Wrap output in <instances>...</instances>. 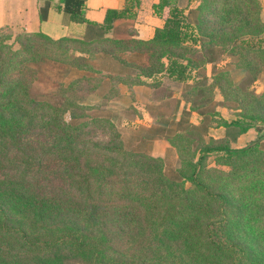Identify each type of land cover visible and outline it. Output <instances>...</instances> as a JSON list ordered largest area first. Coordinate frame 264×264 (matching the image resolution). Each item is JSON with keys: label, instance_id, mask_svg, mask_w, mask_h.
<instances>
[{"label": "trees", "instance_id": "trees-1", "mask_svg": "<svg viewBox=\"0 0 264 264\" xmlns=\"http://www.w3.org/2000/svg\"><path fill=\"white\" fill-rule=\"evenodd\" d=\"M53 1L43 0L41 22L51 9L63 11L94 26L96 36L53 39L0 28V264H264L263 144L232 146L264 125V93L250 86L264 76L258 0H160L156 7L168 15L149 41L135 27L138 0L109 10L101 24L86 18L84 1ZM70 43L83 47L80 55L61 58ZM132 55L145 59L129 62ZM224 56L244 60L241 82L223 71L214 84L202 79L203 66ZM60 60L62 76L52 66ZM97 60L114 71L94 67ZM75 70L86 73L60 84ZM133 76L191 84L187 91L199 90V98L190 110L201 117L218 116L204 97L225 78L222 104L238 117L217 128L235 136L175 135L182 166L172 176L162 156L127 149L116 130L103 146L77 140L89 123L64 120L66 106L72 120L81 116L86 103L75 95L106 78L115 86L145 83L125 81ZM168 124L159 121L144 137L160 139ZM212 158L229 170L211 166Z\"/></svg>", "mask_w": 264, "mask_h": 264}, {"label": "rangeland", "instance_id": "rangeland-1", "mask_svg": "<svg viewBox=\"0 0 264 264\" xmlns=\"http://www.w3.org/2000/svg\"><path fill=\"white\" fill-rule=\"evenodd\" d=\"M258 2L262 8L261 18L264 21V0H258ZM13 31L15 33L19 32ZM71 38L75 39L74 37ZM79 48L83 47L80 44L70 43L68 46L62 48V53L64 54L61 58L79 56ZM140 57V55H132L128 59L129 62L143 61L145 59V57H142L143 59ZM196 58H199L198 60L201 61L200 56ZM243 64L244 60L239 57L224 56L222 60H217L216 63L205 64L203 69L200 70L201 78L206 77L209 84H214L216 83V75L219 74V71H223V73H227L231 80L240 83L245 75L240 68ZM93 65L99 70L102 68L101 71L104 73H112L114 71V67L110 65L108 60L102 62L97 60L93 62ZM52 66L60 72V76L63 75L61 72H63L65 66L64 61L53 62ZM85 73L84 71L75 70L70 78L62 77L60 84H69V82L79 79ZM128 73L129 70H127V73L125 71L124 74ZM90 76L97 77V75ZM261 77L258 82H252V85H250L252 90L256 91L257 94L264 93V76ZM248 78L246 86L251 82V76ZM132 79H135L137 82L144 81L145 83L143 85L129 86L128 83L118 82L115 86L114 82L106 78L101 87H98V84L94 83L92 85L93 90L89 93L75 95V98L86 103L84 109L81 106L77 111L75 110L81 116L79 120H72L71 112L74 110L70 106H66L64 120L75 124L80 123L81 126L89 123L88 128L84 127L86 128L84 129V133L88 135L79 136L77 140L78 138L80 141L90 139L94 144L103 146L114 139L115 134L112 131L116 130L121 135L127 149H134L153 156H162L164 158V169L172 176L182 166V154L179 151V144H175V135H185L187 132H195L218 140L228 135L230 138L235 136L233 130L229 131L225 128H217L221 119L231 121L238 117L236 111H232L222 104L224 102V94L220 85H225V78H223L224 81L220 82V85L215 87L213 95H205L204 97L211 100L208 107L212 111L218 112V116L208 117H201L198 113L190 110L189 101L199 98V90L196 91L195 95L187 91V88L191 84L188 86L167 79H163L162 83H160L155 78H141V80H138L137 76H133V78L126 79L125 81L132 82ZM59 96L66 98L69 95H66V97L64 95ZM159 121L169 122L166 135L154 141L147 140L144 137L147 129L159 127ZM259 127V130L252 129L247 134L241 136L232 146L242 149L259 143L263 144L262 148L264 149V125ZM210 164L213 167L229 170L227 167L217 166L214 158L211 159Z\"/></svg>", "mask_w": 264, "mask_h": 264}, {"label": "crops", "instance_id": "crops-1", "mask_svg": "<svg viewBox=\"0 0 264 264\" xmlns=\"http://www.w3.org/2000/svg\"><path fill=\"white\" fill-rule=\"evenodd\" d=\"M60 0H54L58 3ZM85 3L86 18L101 24L109 10H123L127 0H81ZM140 6L135 8L137 19L135 27L138 38L149 41L154 37L157 28H162L168 15V8L156 7L160 0H138ZM43 0H0V28L26 33L42 32L45 35L60 39L75 37L91 40L96 36V28L87 24L70 21L63 11L51 9L48 20L41 22L39 9Z\"/></svg>", "mask_w": 264, "mask_h": 264}]
</instances>
